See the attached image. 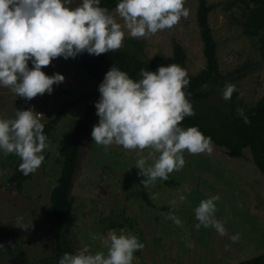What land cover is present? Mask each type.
I'll use <instances>...</instances> for the list:
<instances>
[{
  "label": "rangeland",
  "instance_id": "rangeland-1",
  "mask_svg": "<svg viewBox=\"0 0 264 264\" xmlns=\"http://www.w3.org/2000/svg\"><path fill=\"white\" fill-rule=\"evenodd\" d=\"M80 2L74 0L72 7ZM246 2L206 0L211 7L208 23L216 44L219 78L202 88L210 93L207 99L191 103L195 113L215 129L239 117L238 109L245 112L264 96V35L247 37L242 33L239 21ZM185 7L189 16L172 29L144 38H132L125 29L121 49L140 60H152L170 57L174 43H178L185 53L182 67L188 76L197 75L205 67L196 24L198 0H186ZM115 9L110 12L123 25ZM42 70L46 75L60 73L65 77L53 85L51 94L25 100L0 87V117L12 119L16 110L33 108L42 114L44 124L56 119L50 147L43 153L45 160L21 191L3 187L14 172L18 156L0 153V222L20 236V240L3 238L0 264H54L55 229L44 221L43 214L62 168L59 142L96 98L95 79L79 68L52 61ZM227 83L237 88L230 101L221 95ZM149 151L124 150L115 145L106 149L95 144L91 134L88 136L81 147L72 190L70 253L87 246L93 253L106 254L102 241L112 230L131 232L145 245L135 253L133 264H237L264 253V171L250 149L236 159L227 158L216 147L210 155L185 151L186 163L180 171L169 174L166 181L158 179L145 185L142 181L147 178L135 165ZM216 194L220 200L215 216L227 229L225 236L214 228H196L194 209L201 200ZM181 195L186 197L184 201L179 199ZM169 211L181 219L182 226L162 214ZM235 234L240 239L233 243L230 237Z\"/></svg>",
  "mask_w": 264,
  "mask_h": 264
},
{
  "label": "clouds",
  "instance_id": "clouds-1",
  "mask_svg": "<svg viewBox=\"0 0 264 264\" xmlns=\"http://www.w3.org/2000/svg\"><path fill=\"white\" fill-rule=\"evenodd\" d=\"M73 3L0 0V87L25 100L51 94L53 85L65 80L60 73L46 75L42 70L55 58L67 60L84 52L99 56L118 51L124 46L125 29L132 38H144L172 29L190 14L186 0H118L115 11L122 25L100 6L101 0H81L76 7ZM139 77L134 80L116 65L106 72L98 86L100 98L95 108L99 120L91 136L95 144L106 149L113 145L141 152L150 149L148 156H140L135 165L147 178L142 181L146 185L158 179L166 181L169 174L180 171L186 163L185 151L210 155L213 141L197 126H182L186 117L196 114L186 92L190 78L183 67L169 64L156 71L141 68ZM236 91L235 84L227 83L222 98L230 101ZM238 113L245 124L251 122L242 108ZM41 117L33 108L16 110L12 119L0 117V153L17 155L21 160L18 170L25 176L41 167L44 150L50 147ZM179 199L184 201L186 197L181 195ZM219 200V194L201 200L194 209L196 228H214L225 236L227 229L215 216ZM162 214L182 226L181 219L171 211ZM230 239L235 243L240 235ZM102 246L107 248L106 254L93 253L85 246L76 253H63L58 264H133L135 253L145 245L131 232L121 230L118 234L112 230Z\"/></svg>",
  "mask_w": 264,
  "mask_h": 264
},
{
  "label": "trees",
  "instance_id": "trees-1",
  "mask_svg": "<svg viewBox=\"0 0 264 264\" xmlns=\"http://www.w3.org/2000/svg\"><path fill=\"white\" fill-rule=\"evenodd\" d=\"M244 1V0H239ZM118 0H101V7L112 11L116 8ZM211 7L206 0H198L196 11V24L201 42L203 44V56L205 58V67L195 76H189L190 85L186 92L190 93L188 97L191 102H201L210 96L209 92H203L202 88L210 82L219 78L216 44L212 37V32L208 23V16ZM239 26L242 33L247 37H255L259 34L264 35V0H247L243 9ZM53 61L67 62L93 77L96 81L93 93L96 95L83 116L79 119L73 130L60 140V155L62 157V168L60 175L56 180L49 199V206L45 209L44 221L55 229V241L53 245L54 264H58L59 258L65 252H70L69 236L72 228V222L69 220V214L73 206L72 190L74 187V178L79 170L81 147L87 140L97 124L99 117L96 114L95 102L100 98L98 86L102 82L106 72L113 66L126 71L131 78L139 79L141 68L149 71H156L160 66L177 64L181 67L185 62V53L182 46L174 43L173 52L170 57L156 56L152 60H140L126 50L109 51L99 56L90 55L87 52L78 55L75 59L63 57L55 58ZM249 117L250 123L245 124L239 116L234 120L223 123L219 129H215L207 121L195 114L192 117H186L182 126H197L199 130L213 141V147L221 149L229 159L240 158L246 149H250L253 156L258 159L259 168L264 171V96L258 103L245 111ZM56 119L51 123L45 124V133L50 139L53 131V125ZM18 157L14 172L6 180L3 187H14L17 191L22 190L24 182L29 180L33 174L25 176L20 172ZM13 237L20 240V236L4 226L0 222V244L3 238ZM3 250L0 248V255ZM237 264H264V253L241 261Z\"/></svg>",
  "mask_w": 264,
  "mask_h": 264
}]
</instances>
